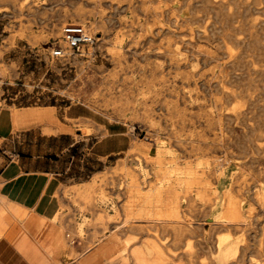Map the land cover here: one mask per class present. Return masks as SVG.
Instances as JSON below:
<instances>
[{"label":"rangeland","instance_id":"rangeland-1","mask_svg":"<svg viewBox=\"0 0 264 264\" xmlns=\"http://www.w3.org/2000/svg\"><path fill=\"white\" fill-rule=\"evenodd\" d=\"M187 1L188 21L178 22L171 0H0V109L55 115L52 123L19 124L0 139V161L46 145L68 167L69 183L86 181L64 194L59 245L67 262L80 256L73 243H83L93 253L109 251L102 264H137L134 253L153 242L167 264H219L214 243L228 235L239 241L238 264H264V200L256 198L264 192V0H237L229 9L220 0ZM68 22L83 23L93 42L52 57ZM113 45L118 57L110 55ZM211 46L219 58H206ZM229 52L236 54L232 62ZM108 123L124 130L128 147L98 159L92 146ZM158 151L162 164L142 162L140 154ZM163 166L188 167L201 181L176 186L177 198L167 193L160 206L168 209L157 220L125 226L143 207L137 189L123 182L127 173L146 192L164 177L155 173ZM92 180L95 205H87L76 191ZM224 193L242 197L247 221L237 230L210 224ZM174 205L179 223L168 217ZM146 253L152 261L151 247Z\"/></svg>","mask_w":264,"mask_h":264},{"label":"crops","instance_id":"crops-1","mask_svg":"<svg viewBox=\"0 0 264 264\" xmlns=\"http://www.w3.org/2000/svg\"><path fill=\"white\" fill-rule=\"evenodd\" d=\"M36 112L25 111L27 116L20 124L39 122ZM50 112L54 117V110ZM8 114L9 126L0 124V139L7 140L13 135L11 112ZM104 126L106 134L92 146L98 159L126 151L128 147L124 130L110 123ZM38 135L46 140L57 136ZM50 148L32 144L19 155L0 161V264H102L108 250L86 260L93 253L91 248L73 243L80 256L67 262L60 248L59 216L61 207L68 201L64 194L86 181L69 183L68 167L61 158L54 157Z\"/></svg>","mask_w":264,"mask_h":264},{"label":"bare ground","instance_id":"bare-ground-1","mask_svg":"<svg viewBox=\"0 0 264 264\" xmlns=\"http://www.w3.org/2000/svg\"><path fill=\"white\" fill-rule=\"evenodd\" d=\"M235 1H237V0H220L217 2V4H219L220 7H228V9H229V7H231V3L235 2ZM170 6H171L172 11L176 12V15L174 17L175 21H178V22H187L188 21V17L186 16V9L185 8L187 6H190V3L187 0H171ZM57 36L61 37L62 31H58ZM236 40L238 42L240 41L238 38H236ZM60 43L62 46H64V47L66 46L65 41L61 38H60ZM167 52L173 53L174 50L173 49H167ZM205 52H207L206 58H208V59H217L222 54L221 52H219L217 50L216 46H211V48H209ZM110 55L112 57H118L119 56V46L118 45H113L111 47ZM234 58H236V54L233 52H229L227 61L232 62L234 60ZM179 60H180L179 58L175 59V62H174L175 65L179 66V64H180ZM183 60L184 61L187 60L186 57H184ZM184 97L185 96L183 95L182 98H184ZM217 109L219 111L217 117L220 118L222 116V114H224V113L220 111V110H222L221 107H218ZM9 111L11 112V121H12L13 127L15 129L18 127V125L20 124L22 119L27 116V114L24 111L18 110L17 108H12V109L2 108V109H0V124H3V125L9 124V122H10V116L8 114ZM36 115L39 119V122H41V123L42 122H50V123L54 122V121H52L53 117L51 116V112L49 110L40 109L39 111L36 112ZM54 125H56V124H54ZM56 127L58 129V125H56ZM140 145H141V148L136 146V144H133L132 148L133 149L140 148L142 150H149L150 149L149 144L148 145L140 144ZM161 153L162 152L158 151L157 154H155L153 156L146 154V153L140 154V156H141V160L144 164L152 162V163L159 165V164L163 163ZM137 159H139V157ZM152 165H154V164H152ZM155 173H157V174L163 173L164 177L163 178L159 177L158 180L155 182V186L151 187L149 191L146 190V192H141V190L139 189V186H138L139 183H138L137 177L130 172L127 173V175H129V177L127 179H125L123 182L129 188L137 189L136 192L138 193L137 195L139 197H141L143 207L138 209L136 212L129 214L130 219L124 223L125 226H131V224H133L134 222L143 221L140 219H146L145 221L157 220L158 218L162 217V215L167 211L166 210L164 212V210L168 209V207L165 209H162L161 208L162 206H160V205H162L164 198H165L167 193H172L173 196L175 198H177V196L180 195V192H179V190L175 189L176 186L188 188L190 186L192 187L193 184L199 183L201 181L195 176V173H196L195 170L189 169L188 167L187 168L186 167L181 168L178 166V167L172 168V167L163 166V167L156 168ZM181 174H185V176H181ZM197 175H198V173H197ZM120 183H118V184H120ZM85 187L86 188L84 190L76 191L78 199L85 200L87 205H90V204L95 205V196L93 194L95 191V188H96L95 187V180H92L91 182L86 183ZM103 198H99L101 200V202H102ZM256 198L258 200H264V192L259 191ZM211 199H212V202H211V206H212L216 202V201L214 202L215 196L212 197ZM222 203H223V210L219 216L212 218V220L210 222L211 225L214 226V225H221V224L225 225V224H227V225L232 226V228H234L235 230H237L241 225L246 224L247 220H246L245 210H243V202H242V197L240 196V194L235 199H233V198H230L227 193H224V201ZM169 209H171V210H168L169 211L168 217L172 218V220L177 222L179 220L178 219L179 218V211H178L176 205L172 206V208H169ZM180 221H182V220H180ZM178 223H179V221H178ZM194 223H198V222H194ZM80 224H82V223H80ZM184 227H186L185 224L183 225V228ZM179 228L181 229L180 225H174L175 230H178ZM76 230L80 232L82 230L81 225H79L78 229H76ZM81 235H82V233H81ZM230 237L231 236H228V235L220 236V238H218L214 243V253H215L214 258L219 264H238L237 261L233 259V256L236 253V250H237L236 247H237L239 241H237L236 239L230 240ZM60 239H61V237H60ZM146 245H147L146 246L147 250L145 252L141 251V250H139V251L137 250L134 253L135 259L138 261L137 264H167L166 258L164 256V254L161 252L159 245H156L153 242L152 243L147 242ZM148 247L149 248L151 247V250L154 252V254L152 256V261H150L149 255L146 253L148 251ZM96 255H98L97 252L88 256L86 258V260L91 259V258L95 257ZM244 264H253V263L250 259H247L246 261L244 260Z\"/></svg>","mask_w":264,"mask_h":264},{"label":"built area","instance_id":"built-area-1","mask_svg":"<svg viewBox=\"0 0 264 264\" xmlns=\"http://www.w3.org/2000/svg\"><path fill=\"white\" fill-rule=\"evenodd\" d=\"M61 31L62 38L67 43V48L60 44L50 47L49 55L52 57L65 58L70 54L80 53L87 44L93 42L92 34L83 23L68 22L62 27Z\"/></svg>","mask_w":264,"mask_h":264}]
</instances>
